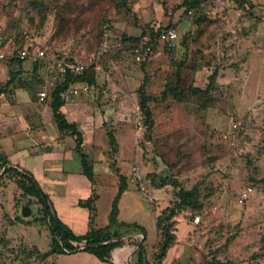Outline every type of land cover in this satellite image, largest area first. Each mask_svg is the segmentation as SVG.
<instances>
[{
	"label": "rangeland",
	"instance_id": "374dc122",
	"mask_svg": "<svg viewBox=\"0 0 264 264\" xmlns=\"http://www.w3.org/2000/svg\"><path fill=\"white\" fill-rule=\"evenodd\" d=\"M181 4L182 0H0L2 34L11 49H41L87 70L96 67V104L109 102L115 109L120 105L124 113L122 124L111 128L117 151L103 134L106 161L118 174L140 170L141 180L134 171L129 181L139 190L143 183L150 194L149 202L131 189L120 203V219L143 226L150 252L157 236L155 216L175 198L172 185L156 189L152 178L159 182L173 176L187 189L200 183L205 209L179 217L180 244L168 251L165 264L173 259L174 264H264V47H238L264 43V27L255 41L257 30L239 26L244 16L231 23L219 17L218 9L233 4L215 0L210 23L198 34L193 15H186ZM149 28H174L179 40L171 51L158 44L154 55L140 64L130 55L128 39ZM255 52L254 70L249 73L246 64ZM31 61L33 70L36 63L43 64ZM215 70L216 83L206 95L190 93L192 86L207 88ZM145 80L155 97L170 85L182 91L181 100L170 95L166 101L150 103L155 118L151 133L137 94ZM112 172L101 193L100 224L108 220L115 197ZM247 189L252 192L241 202ZM51 239L37 199L24 197L14 182L1 179L0 264L99 263L87 255L74 257L75 253L72 258H25L33 247L49 251ZM113 258L125 264L137 260L129 246L114 249Z\"/></svg>",
	"mask_w": 264,
	"mask_h": 264
},
{
	"label": "crops",
	"instance_id": "0c3cea01",
	"mask_svg": "<svg viewBox=\"0 0 264 264\" xmlns=\"http://www.w3.org/2000/svg\"><path fill=\"white\" fill-rule=\"evenodd\" d=\"M246 7L247 10L245 11L242 8H235L233 5L231 7L225 6L221 10L218 9L220 12L219 17L231 23L235 18L244 16V18H241L242 24H239V26L257 30L255 37V41H257L259 31H262L264 27V0H248ZM187 23L189 24V22ZM185 27L183 26V28ZM240 45L245 47L244 49L264 47V43H239L238 47ZM256 55L257 52L254 53V59L246 64L249 65V68L247 66L245 68L249 70V73L254 70ZM33 64L34 62L31 60L23 63V73L20 76L22 79L28 81L32 78L33 71L31 70H33ZM19 69V66L13 64L10 60L0 62V153L8 158L11 165L26 170L34 176L41 189L50 196L56 214L76 235L82 236L90 231L92 215L95 217L93 222L95 228L106 227L109 224L113 201L119 191V177L118 173L112 172V169L110 170L111 163L106 161L103 134L104 136L105 134L108 135L113 125L122 124L123 108L119 105L118 109H115L112 103L109 102L96 104L97 88H86L85 85L79 83L70 86L80 90L79 96L64 97L62 111L70 123L78 125V129L83 135V152L93 165L94 181L92 182L84 174L82 159L76 149V137L70 133L61 132L56 124L50 106L51 92H48L45 99L40 97V93L46 89L48 82L57 79L54 76H45L46 71L42 68L40 73L45 83L41 91L30 93L19 87L17 82L7 86L11 74L18 72ZM62 80L61 78L59 79V81ZM127 113L129 114L128 111ZM113 133L116 134L115 130ZM111 172L116 175L114 189L112 190V193L115 191V197L112 196L110 200L108 220L100 224L97 215L99 214L101 193L106 190L108 184L105 177L110 176L109 173L111 174ZM132 172L133 169L130 168L127 175H124L128 178L129 188L119 202L118 215L120 222L129 224L134 222L120 219V203L123 199L131 194V189L138 191L148 199L144 192L137 189L129 181ZM138 174L139 178H142L143 175L140 170ZM92 197L95 199L92 204L94 212L80 205V202L87 201ZM148 200L150 202V199ZM160 214L161 212L155 216V225L156 218ZM132 237L135 240L143 239L140 232L133 234ZM154 244L151 252L146 244L149 262L151 261V255L154 253ZM124 246H129L136 258L135 247L129 244ZM80 255H87L97 259L92 254L84 251L76 252L74 257ZM59 256L72 258L73 253ZM97 260L98 264L120 263L114 260L113 253L111 262L106 263L99 259ZM175 260L177 259H173L171 264H174ZM165 262L166 259L164 264ZM120 264H125V262Z\"/></svg>",
	"mask_w": 264,
	"mask_h": 264
},
{
	"label": "trees",
	"instance_id": "16d2710c",
	"mask_svg": "<svg viewBox=\"0 0 264 264\" xmlns=\"http://www.w3.org/2000/svg\"><path fill=\"white\" fill-rule=\"evenodd\" d=\"M214 1L215 0H182L181 7L184 8L186 15H189L190 12L192 13L198 34L204 32L210 23L208 18H211ZM247 1L248 0H235L233 5L237 9L242 8L246 11ZM244 30L249 32V28H244ZM161 31L163 30L149 28L143 31L139 37H130L128 39L132 42L129 46L130 55L133 57L131 45L139 43L142 36L149 35L155 41ZM243 36H245V34ZM155 43L153 52L147 59H150L154 55L158 47L157 45L160 44V42ZM165 49H170V51L172 50L167 45H165ZM22 50L23 49L18 47L14 51L17 54ZM10 61L13 64H17L20 69L18 72L11 74V78L8 81L7 86L17 82L19 87L30 93L42 90L45 80L42 77L41 79L37 78V75L41 74L40 70L42 69L43 64H39L38 66L36 63L33 70L35 74L33 73L32 78L26 81L20 77L23 73V63L26 61H22L19 58H12ZM143 63H145V61L140 64ZM217 75L218 72L215 70L208 77L209 84L207 88L202 89L192 86L189 90L190 93L194 95H206L208 91L213 88V86L211 87V84L216 83ZM97 78L98 74L95 66H91L83 75L69 73L64 80L57 82V88L50 95V106L53 111L56 124L61 132H67L76 137V149L82 159L84 174L92 182L94 181L93 165L88 156L83 152V135L79 131L78 125L70 123L63 113L62 107L64 104V97L62 94L66 92L72 84H83L86 88L97 87ZM178 89V85H176V87L170 85L160 97H155L154 95L149 94L146 80L139 87L137 91L139 107L146 116L145 127L147 129V133H151L155 126V118L150 103H160L166 101L170 95L176 97L178 100H181L182 91L178 92ZM108 136L110 138L112 149L117 151L118 144L113 131L108 132ZM118 177L119 191L112 204V210L109 215V224L104 228H95L93 225L94 216L92 215V225L90 227V231L85 235L78 236L56 214L53 209L50 196L41 189L34 176L26 170L11 165L8 158L0 153V180L8 179L9 181L14 182L24 197L37 199L41 205L43 220L49 225L52 234V243L49 251L41 252L38 248L33 247L29 249L27 253L25 252V258L30 260L35 255H38L42 259H47L53 255H66L76 253L78 251H84L92 254L102 262L108 263L112 260V253L114 249L129 244L134 246L136 249V264H164L168 251L178 245L177 229L179 225V217L183 216V214L187 215L188 213H190L191 216H194L203 212L205 209V197L202 194L200 183L187 189L183 187L179 180L173 176L165 178L159 182L152 178V183L156 189H162L172 185L174 188L175 198L156 218V229L158 235L154 244V253L151 255V261L149 262L147 258V246L145 244L147 239L145 229L139 224H129L118 220L119 202L123 194L129 188L128 178L122 174H118ZM94 201L95 199L92 197L87 201L80 202V205L82 207H87L90 211L94 212L95 210L92 206ZM16 220L23 223L25 222L19 217H17ZM25 223L29 224V222ZM139 232L142 234L143 239L141 238L135 240L132 235ZM5 243L6 245L10 244V239H8Z\"/></svg>",
	"mask_w": 264,
	"mask_h": 264
},
{
	"label": "built area",
	"instance_id": "2783aa9c",
	"mask_svg": "<svg viewBox=\"0 0 264 264\" xmlns=\"http://www.w3.org/2000/svg\"><path fill=\"white\" fill-rule=\"evenodd\" d=\"M217 3L222 5H231L235 2V0H216ZM190 14H192L190 12ZM2 13L0 11V62L10 60L12 58H19L22 61L28 60H36L41 61L45 66V71L51 76H54L57 80H52L48 82V86L46 89L40 93L41 99H45L47 97L48 92H53L57 88V82L59 79H65V77L69 73H74L76 75H83L87 70V66L80 65L73 61L66 59L65 57H58L53 55H48L45 50L35 49L34 52L30 51L29 48H24L22 51L15 53L14 49L5 43L4 36L2 34ZM179 40V34L177 30L170 28L161 31L159 36L155 39V41L149 36L144 35L142 36L141 40L137 44L131 45V50L133 53L134 60L138 63L145 61L149 55L153 52L155 42L163 43L167 45L169 48H173L176 46L177 41ZM59 78V79H58ZM80 90L75 87H69L66 92L62 94L63 97L68 96H79ZM137 124L139 125L140 129L143 128V115H139L137 118ZM236 127V126H235ZM136 172L137 178H139L138 170L133 169V172ZM133 174V173H132ZM140 179V178H139ZM141 191L146 194L148 199H150L149 191L145 188L143 184H141ZM252 192L251 189H247L241 195L240 201L243 202L247 199L249 194ZM199 220V217H196V221Z\"/></svg>",
	"mask_w": 264,
	"mask_h": 264
}]
</instances>
